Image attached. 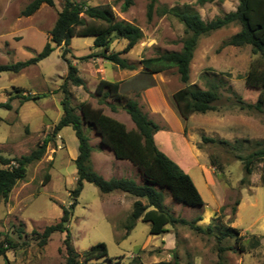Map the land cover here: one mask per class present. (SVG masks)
<instances>
[{
  "label": "rangeland",
  "instance_id": "1",
  "mask_svg": "<svg viewBox=\"0 0 264 264\" xmlns=\"http://www.w3.org/2000/svg\"><path fill=\"white\" fill-rule=\"evenodd\" d=\"M78 1L92 5L111 3L120 19L133 22L142 29V40L122 55L130 63L136 64L137 68L143 67L141 61L144 58L182 49L184 25L171 15L154 14L152 20L148 21L147 7L150 0H133L127 11L121 10L124 0ZM238 3L239 0H210L203 3L200 0H159V5L169 7L189 5L206 21L235 10ZM21 4H25V0L12 4L6 12L0 9V14L5 17L0 20V63L26 60L41 51L50 39L49 32L62 8V2L56 0L54 6L43 4L30 18H24L20 14ZM238 30L239 26L232 24L204 35L198 41L191 62L189 84L203 89L216 84L220 99L216 102L217 110L195 113L187 119V136L196 141L205 162L215 170L210 175L198 166L190 171L204 202L214 208L219 202L225 201L222 206L224 209L221 208L209 223L221 215L223 224L239 228L244 236L246 251H241L233 238L218 240L219 232L215 229L212 233H200L188 225L169 224L166 233L153 236L149 232V223L141 219L136 221L133 230L125 237V226L132 209L129 213L126 210L104 212L100 202L112 193H102L91 183H85L69 225L77 251L105 242L111 262L105 260L102 264H219L218 246H230L236 249L222 253L225 264H264V184L260 182L263 164H254L251 185L242 186L240 181L245 171L239 159V156H245L256 148V141L264 140V113L242 108L237 100V97H242L246 102L254 103L258 97L256 91L245 86L244 80L253 57L251 47L223 45ZM125 45V40L115 39L112 50L120 51ZM70 47L71 52L67 53V57L71 59L72 55L83 56L96 51L94 37L91 36L74 37ZM56 50L63 60L62 48ZM56 53L49 64L30 66L18 74L3 72L0 76V103L8 102L12 106L11 109L0 107V154L6 157L28 154L46 137H51L44 157L29 165L27 176L13 188L8 201H0V242L11 237L18 245L5 255L0 254V264L65 262L64 252L60 251L64 249L65 233L54 232L44 246L39 245L33 234V230L42 232L46 226L60 220L63 207L67 208L71 203L70 191L76 187L77 168L72 158L79 151L75 132L71 126H67L53 135L55 125L63 115L61 100L64 94L61 86L67 75V65L64 60L56 61ZM75 62L80 64L84 61ZM109 65L111 70L117 69L111 62ZM162 73L170 89L177 90L185 86L176 68ZM108 78L114 80L115 77L108 75ZM93 85L91 83L90 88ZM70 89L74 105H79L87 94L90 102L97 105V97L92 96L90 90L77 86H70ZM19 90H23L24 94L34 92L47 95L36 101L25 102L17 98ZM103 108L110 111L107 105H103ZM84 126L97 150L101 143L96 138V131L86 124ZM203 136L215 141H204ZM174 141L172 147L178 145L181 148L178 140ZM109 150L105 148L104 152L109 153ZM47 174L51 175L49 180H46ZM124 175L136 181L139 174ZM158 189L164 194L166 208L175 216L187 220L202 216L203 207L179 203L169 189ZM237 199L240 204L237 213L232 215L231 207ZM90 212L92 215L89 217ZM202 223L197 222L202 227L208 225ZM214 224H218V221L215 220ZM18 229L23 230L21 238ZM26 233L29 236H25ZM150 236L155 239L152 243H148ZM164 236L170 238L171 245L174 244L171 250H164ZM256 239L260 244H254ZM155 242L159 244L156 248ZM145 244L148 245L144 247Z\"/></svg>",
  "mask_w": 264,
  "mask_h": 264
},
{
  "label": "trees",
  "instance_id": "2",
  "mask_svg": "<svg viewBox=\"0 0 264 264\" xmlns=\"http://www.w3.org/2000/svg\"><path fill=\"white\" fill-rule=\"evenodd\" d=\"M60 1L62 8L49 32L50 39L42 50L26 60L0 63V76L3 72L18 74L25 68L38 64L57 48H62V58L67 65V75L61 86L64 94L61 100L63 115L55 125L53 135L67 126H71L75 132L79 151L74 160L77 168L76 187L70 191L71 203L69 207H63L60 220L46 226L42 232L33 230L39 245H46L54 232H62L65 233L64 249L60 251L65 255L64 264H102L105 260L111 262L105 242H99L81 252L77 251L69 229L74 209L79 203L85 183H91L102 193L121 192L134 198L132 211L125 226V237L133 230L136 221L141 219L149 223V232L153 235L166 233L168 231L166 226L169 224L188 225L200 233H212L215 229L219 232L218 240L233 238L239 249L246 251L247 247L243 242L244 236L241 235L240 229L223 224L221 215L214 218L213 222L206 227H202L197 224L201 216L187 220L175 216L166 208L165 197L158 189L159 187L169 189L177 202L188 206L203 207L205 202L191 175L160 150L156 144L154 135L160 126L143 110L137 95L122 93L120 82L101 79L95 92L91 94L97 97V106L90 101H81L79 105L72 103L73 93L70 86L89 90L75 60L91 61L95 58H103L118 68L135 70L137 69L136 64L130 63L128 58L122 55L131 51L142 40L144 33L133 22L120 19L111 3L92 5L86 1ZM200 1L203 3L210 0ZM55 3L56 0H31L22 8L20 14L28 17L36 13L43 4L54 6ZM132 4L133 0H124L121 10L127 11ZM154 14L176 17L184 25L185 36L182 39L181 50L167 51L155 57L142 59L143 71L155 74L176 68L179 79L185 86L174 93V99L185 119H189L195 113L217 110L216 102L220 99L218 86L212 84L208 89H203L189 84L190 67L199 39L232 24L239 26V30L225 40L223 45L251 47L253 57L244 80L245 86L258 94L254 103L246 102L242 97H237V100L242 108L255 109L264 113V0H239L235 10L209 21L204 20L201 14L189 5H184L182 8L169 7L159 5V0H150L147 7L148 21L152 20ZM88 36L94 37L96 51L83 56L72 55L74 60L67 57V53L71 52L72 39ZM115 39L126 41L122 50H112V43ZM18 92L17 98L25 102L36 101L47 95L46 93L24 94L23 90ZM103 105L109 106L112 111L125 110L135 123V128L129 130L123 122L107 115ZM0 107L11 109L12 106L5 102L0 103ZM85 124L94 128L101 137V145L110 149L117 159L127 160L138 168L143 177L142 184L130 177L106 179L94 169L91 161L94 147L85 132ZM50 140L51 137H46L35 149L21 156L6 157L0 154V201H8L13 188L27 176L29 165L44 157ZM203 140L215 141L205 136ZM255 145L256 148L247 155L239 156L245 171L240 181L242 186L251 185L250 176L254 171L255 163L263 164L260 182L264 184V140L256 141ZM50 176L47 174L46 180H49ZM239 204L240 200L237 199L231 207L232 215L237 213ZM215 220L218 224H214ZM17 232L21 238L23 230L18 229ZM25 236L29 235L26 233ZM254 244L260 243L256 239ZM17 246L13 238L6 237L0 242V254L5 255L8 250ZM232 249L236 248L218 246L219 264H225L222 253Z\"/></svg>",
  "mask_w": 264,
  "mask_h": 264
},
{
  "label": "crops",
  "instance_id": "3",
  "mask_svg": "<svg viewBox=\"0 0 264 264\" xmlns=\"http://www.w3.org/2000/svg\"><path fill=\"white\" fill-rule=\"evenodd\" d=\"M19 1L20 0H0V9H2L3 12H6L7 10H9L12 4H17ZM28 3L29 2H26L25 0V4L19 5V9L23 8ZM31 16L24 18H30ZM4 18L5 17L0 14V20H3ZM22 39H20V41ZM55 52H57L56 61L59 62L61 60V55H59L60 53L58 50H55L51 53L50 56L33 66H42L44 64L51 63L54 58L53 54ZM81 63H77V66L79 67L80 74L86 81L90 92L93 93L95 91L101 79L109 80L108 75H112L115 78L114 80L109 81L120 82V89L122 93H126L131 96H138L137 98L141 106L143 107V110L147 112L148 116L161 127V129L154 135L156 144L158 145L160 150H162L165 154L176 161L184 171L191 175V169H194L198 166L202 169L203 172H207L208 175H210V172L215 173L213 166L205 162L204 155L202 151L197 147L196 141L190 136H187V119L185 120L182 116L174 99V93L179 88L177 90L170 89L166 80V76L162 72L149 74L144 72L142 70L143 67L141 66L135 70L121 69L114 66V68L117 69H114L113 71V69H110L109 61L103 58H95L91 61H84ZM91 83L94 84L93 87L91 86L92 88H90ZM30 94L35 93L33 92ZM89 98L90 96L89 94H87L82 101H91V99ZM104 112L107 115L123 122L129 130L135 128V123L125 110L118 109L117 111H112L110 109L109 112H107L106 110ZM96 138H98L97 140L101 143V137L97 133ZM174 139L178 140L177 142L179 143L181 148L177 147L178 145L176 147H172L171 143L175 142ZM91 144L94 147L91 155L93 167L103 177L109 179L111 177H127L124 174H139L137 176L138 180L136 181L138 183L144 182L140 171L138 169H135L136 167H134L132 163H129V161L127 160L117 159L114 153L110 150L109 153H105L104 149L106 147H104L103 145H101L102 147L99 146L100 148L95 150V145L92 142ZM58 147L61 148V145H59ZM55 154H57V151ZM77 156H74L72 159L75 160ZM207 185H209L208 181ZM133 202L134 198L132 196L129 197L126 193L116 192L112 193V195L108 196L107 198H103L100 202V206L104 212H120L126 210L127 213H129L132 209ZM224 204L225 201H221L218 203L217 207L211 208L209 204L205 203V205L203 206L201 220L199 221L203 222V225L209 224V220L217 212L220 211ZM91 213L92 212H90L89 217L90 215H92ZM166 236L162 238V242H164L165 244L163 247L165 251L171 250L172 247H174V244L171 245L172 242L170 241V238H167ZM152 240L155 239L154 237L150 236L148 238V243H152ZM147 245L148 244H145L144 247H146ZM158 246V242H155L154 248Z\"/></svg>",
  "mask_w": 264,
  "mask_h": 264
}]
</instances>
